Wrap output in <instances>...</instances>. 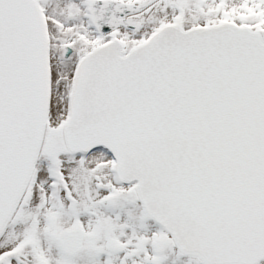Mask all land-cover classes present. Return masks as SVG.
<instances>
[{
    "label": "snow or ice",
    "instance_id": "snow-or-ice-1",
    "mask_svg": "<svg viewBox=\"0 0 264 264\" xmlns=\"http://www.w3.org/2000/svg\"><path fill=\"white\" fill-rule=\"evenodd\" d=\"M0 264H264V0H0Z\"/></svg>",
    "mask_w": 264,
    "mask_h": 264
}]
</instances>
